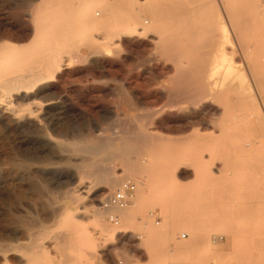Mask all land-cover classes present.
<instances>
[{
  "label": "rangeland",
  "instance_id": "374dc122",
  "mask_svg": "<svg viewBox=\"0 0 264 264\" xmlns=\"http://www.w3.org/2000/svg\"><path fill=\"white\" fill-rule=\"evenodd\" d=\"M40 1L0 0V41L10 39L9 32L19 37L22 43L30 41L33 21L28 13ZM80 1L85 4L90 0ZM134 1L136 4L133 9L138 11L141 0ZM177 2L169 16L172 17L170 24L178 27V37L175 40L178 55L166 56L157 45L159 39L154 35L139 34L123 37L120 41L109 40V43L116 41L120 45L106 46L103 53H96L89 58L64 54L59 71L51 79L52 82L49 81L45 91L53 98L43 111V124L19 130L14 136L0 122V229L8 226L18 228V231L24 232L25 240L31 248L42 237L45 248L36 254L39 264H70L65 251L52 233L48 234L49 236L39 234L40 228L43 227L40 217L46 215L44 225L50 226L51 229L53 214L67 204V191L80 180L90 181L92 189H96L99 185L98 181L95 182L98 163L109 160L107 150L92 153L75 151L73 143L94 146L111 137L117 130L133 132L144 125L155 135L178 142L180 149H185L188 153L190 162L201 155L207 179L197 181L195 173L192 177V172L197 168L189 166L192 169L186 170L185 175L192 177L191 181L181 182L180 186L183 185L184 189L191 188L195 192L192 198L194 202L207 204L208 210L204 212V217L218 218L227 206L236 207L245 201L256 204V211L264 208V138L254 135L247 128L248 109L243 102H237V111L240 112L236 111L239 113L238 118L232 119L229 114L225 116L217 111L219 89H213L214 95L210 98L204 96L207 87L198 85L199 80L206 79L205 76L210 72L208 69L221 61V52L226 49L232 53V59L237 61V65L242 67L247 75H252L253 78L257 74H264V53H260L263 44L249 40L250 46L238 39L226 0ZM262 3L264 4V0ZM92 9L112 12L124 11L127 7L100 5ZM208 18L214 20L212 26L228 28L232 40L229 46L226 47L227 42L225 44V41H222L219 29L212 34L213 39L206 47L202 45L206 35L210 36L211 32L192 28L205 27ZM186 28L192 31H187ZM85 50L86 48L82 49L84 55L87 54ZM209 50L212 51L211 54ZM202 51L208 53L203 54ZM253 60L260 64L261 69H253ZM182 79L186 80L184 85L181 83ZM162 84L172 86L176 94L175 100L173 106L165 112L169 116L168 120L153 126L148 115L169 103L167 96H154V87ZM220 99L224 104L227 103L225 97ZM29 101L33 99L21 101L20 104L31 103L30 105L37 108V103ZM257 102L258 105L261 104L260 107L264 106V95L262 101ZM261 115L264 120L263 110ZM246 142L252 143L251 150H234V146ZM111 160L112 164L120 165L118 159ZM88 164L91 165L87 169L85 167L86 171H79V166ZM111 192L105 190L102 200ZM218 193H223V196H218ZM201 194L202 196L198 197ZM207 196L209 197L205 199ZM152 210L156 213L155 216L149 215ZM162 223L163 212L158 205L147 208L144 215L130 218L125 229L117 232L112 242L100 250V264H113L114 258L119 256L126 257V264L144 263L147 259L146 250L142 246L144 232L149 224L160 227ZM131 232L142 234L139 242L127 236ZM183 232L185 231L181 229L175 235V239L180 238L182 243L189 238V234L185 239L178 238ZM218 232L224 234L220 245L225 249L221 253H215L219 242L213 241L210 235L208 246L192 256L187 253L175 259L174 264L183 261H197L199 264H264V237L259 239V255L255 253L250 256L246 255L247 253L243 255L233 252L227 232ZM122 233L127 234L124 244L119 239ZM167 250H164L165 254Z\"/></svg>",
  "mask_w": 264,
  "mask_h": 264
},
{
  "label": "bare ground",
  "instance_id": "6f19581e",
  "mask_svg": "<svg viewBox=\"0 0 264 264\" xmlns=\"http://www.w3.org/2000/svg\"><path fill=\"white\" fill-rule=\"evenodd\" d=\"M178 2L177 0H141L140 9L136 11L133 9L136 4L134 0H90L85 4L80 0H41L28 13L33 21V34L30 41L22 43L20 38L11 32H9L10 39L0 41V122L14 136L19 130L43 124V111L45 106L51 103L49 100L53 98L45 91L50 84L49 81L59 71L64 54L89 58L96 53H103L106 46L120 45L116 41L109 43V40L120 41L123 37L139 34L154 35L159 39L160 42L157 45L166 56L178 55L179 51L175 43L178 27L170 24L172 17L169 16L172 13V7ZM100 5L126 6L127 9L112 12L92 9ZM226 6L238 39L250 46L252 41L262 42L263 47L260 48V53H264L262 0H226ZM213 21L212 18H208L205 27L192 28L197 31L211 32L210 36L206 35L205 42L201 44L206 47L207 43L209 44V41L213 39L212 34L219 29L222 41H225V44L227 42L226 45L223 44L224 42L222 44L229 46L232 40L228 28L214 27ZM190 30L187 29V31ZM185 31H183L184 34ZM101 39L105 41H96ZM218 40L214 42L217 43ZM83 48L87 50L86 55L82 53ZM211 52L209 50L210 54ZM205 53L208 52H203ZM230 54L232 55L228 49L222 51L221 61L210 70L208 69L210 72L205 76L206 79L199 80L198 85L207 87V93L204 96H210V98L214 95L215 90H212L218 88L220 97L217 95L219 97L216 103L217 111L225 116L229 114L232 119L238 118L237 112H240L237 111V102H243L248 109L247 128L254 135L264 138V120L261 115L264 106L260 107L261 104L258 105L259 102H257L263 99L264 74H257L252 78V75H247L242 67L237 65V61L233 60ZM251 65L255 70L261 69L260 64L255 60ZM175 81L177 82L178 79ZM185 81L182 79L181 83L184 85ZM153 93L157 98L167 96L169 102L148 115L150 124L156 126L168 120L169 116L165 112L173 106L176 94L172 86L165 84L154 87ZM40 97L42 100H36ZM223 97L227 100L226 104L221 102L220 98ZM29 99H33L29 102L38 104L37 108L30 105L31 103L20 104L21 101ZM77 143H73V150L91 153L107 150L109 160L105 159L106 162L98 163V176L95 182L98 181L99 185L97 184L96 189L94 187L92 189L90 181L80 180L67 191L65 195L67 204L53 214L51 229L50 226L44 225L46 215L40 217L43 227L40 228L39 234L45 236L52 233L65 251L68 259L64 256L65 260L70 261V264H100L102 262L100 250L112 242L117 232L125 229L130 218L144 215L147 208L157 205L163 212V223L160 227L148 225L142 240L147 259L144 263L134 264H174L175 259L187 253H191V256L199 253L201 248L206 247L210 235L219 242L215 253H221L225 249L220 245L224 234L218 232L219 230L227 232L233 252L243 255L247 253L246 255L250 256L255 253L259 255V239L264 237V208L256 211V204L245 201L244 204H237L236 207L227 206L218 218H207L203 215L208 210L207 204L194 202L192 198L195 192L191 188L184 189L183 185L180 186L181 182H187L194 177V173L197 181L207 179L201 155L190 162L188 153L185 149H180L178 142L155 135L144 125L133 132L117 130L111 137L94 146ZM115 143L118 145L115 146ZM252 146L250 142L241 143L234 146V150L245 152L251 150ZM11 149L13 151L14 148ZM111 159H118L120 165L112 164ZM90 165L79 166V171H86ZM189 166L197 168L195 172H192V177L185 175L186 170L192 169ZM128 180L133 181L136 186L130 202L122 207L102 205ZM105 190L112 192L102 200ZM220 194L223 196V193ZM220 194L218 193V196ZM201 196L202 194L198 197ZM155 214L153 210L149 212L150 216ZM111 215H117L118 219L111 221ZM181 229L185 231L183 233L189 234L188 240L184 243L180 242L181 234L178 236L179 240L175 239L176 233ZM41 239L42 237L39 241L36 239L34 249L28 245L24 232L18 231V228L8 226L0 229V264H39L36 254L44 251L45 248L44 241ZM165 249H168L167 254L164 253ZM183 262L198 263L197 261Z\"/></svg>",
  "mask_w": 264,
  "mask_h": 264
},
{
  "label": "built area",
  "instance_id": "2783aa9c",
  "mask_svg": "<svg viewBox=\"0 0 264 264\" xmlns=\"http://www.w3.org/2000/svg\"><path fill=\"white\" fill-rule=\"evenodd\" d=\"M136 186L133 183V181H125L122 184V187L120 189H118L115 193H113V195H111L107 201H105L104 203H102V205L104 204L105 207H110V206H125L128 202L131 201L132 197L134 196V192H135ZM118 219L117 215H111L110 216V220L111 221H116ZM156 222H159V219L156 220ZM126 235L127 234H120V241H122V244L125 243V239H126ZM127 236L129 237H133V239H135L137 242L140 241L142 234L140 233H130ZM188 234L187 233H182L181 234V238L185 239L187 238ZM213 241H215V238H212ZM113 264H126V259L122 256L119 257H115L114 258V263ZM178 264H199L196 262H182V263H178Z\"/></svg>",
  "mask_w": 264,
  "mask_h": 264
}]
</instances>
